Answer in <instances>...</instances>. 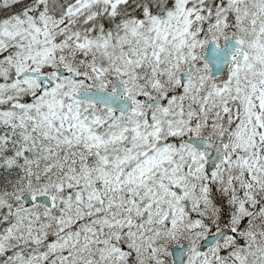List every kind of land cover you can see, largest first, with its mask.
Here are the masks:
<instances>
[{
    "label": "snow or ice",
    "instance_id": "6c2138e0",
    "mask_svg": "<svg viewBox=\"0 0 264 264\" xmlns=\"http://www.w3.org/2000/svg\"><path fill=\"white\" fill-rule=\"evenodd\" d=\"M0 264H264V0H0Z\"/></svg>",
    "mask_w": 264,
    "mask_h": 264
}]
</instances>
